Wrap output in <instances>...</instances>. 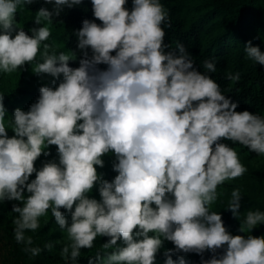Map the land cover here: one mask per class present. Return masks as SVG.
I'll return each mask as SVG.
<instances>
[{
	"label": "clouds",
	"instance_id": "obj_1",
	"mask_svg": "<svg viewBox=\"0 0 264 264\" xmlns=\"http://www.w3.org/2000/svg\"><path fill=\"white\" fill-rule=\"evenodd\" d=\"M32 2L0 0V73L35 62V73L53 78L27 110L17 107L11 116L0 92V203L13 202L23 250L35 257L54 247L35 245L27 234L50 210L66 233L60 255L67 264H80L82 249L97 237L108 239L88 264H155L165 241L174 247L164 264H188L181 253L189 252L201 254L200 264H264V235L252 234L264 211L247 212L243 235L211 207L218 186L247 170L223 140L264 155V115L237 110L211 75L214 60L201 71L183 43L165 41L171 24L161 0H132L131 7L128 0H91L96 19L73 30L79 56L55 51L44 21L82 0H49L51 9L36 12L39 26L26 31L16 16ZM244 51L264 65L259 45L249 40ZM75 59L79 65H70ZM51 145L57 157L37 167ZM106 153L115 156L111 180L97 168ZM94 187L99 199L90 195ZM241 206L237 187L226 208L239 217Z\"/></svg>",
	"mask_w": 264,
	"mask_h": 264
},
{
	"label": "trees",
	"instance_id": "obj_2",
	"mask_svg": "<svg viewBox=\"0 0 264 264\" xmlns=\"http://www.w3.org/2000/svg\"><path fill=\"white\" fill-rule=\"evenodd\" d=\"M168 17L170 27H165V41L176 47L183 43L192 58L196 61L199 70L204 71L205 60L215 61V71L211 73L220 84L222 91L238 102V111L250 110L264 115V65L258 64L246 56L244 46L251 40L264 50V0H161ZM132 0H128L131 7ZM42 6L52 8L49 0H33L31 4L18 10L16 18L21 13H36ZM84 18L96 19L92 13L91 0H82V3L72 8H65L59 17L51 19V35L48 43L55 51L60 50L58 41L64 40L63 48L77 52V37L73 30L82 26ZM97 22L100 21L97 19ZM34 26L33 23L23 25L26 31ZM60 27L62 35L56 28ZM35 62L25 68H18L12 73H0V92L5 93L4 103L11 116L17 107L27 110L38 98L39 89L43 84H51L52 77L48 74H37L33 71ZM70 65L78 66V59L70 60ZM106 67V65H100ZM239 74L238 77L236 74ZM9 135H13L11 128ZM237 151L240 161L246 166V172L235 179L225 181L218 186V199L212 204V210L222 212V219L226 227L233 234L247 235L241 232V221L249 210L264 211V155L257 154L247 146L238 142L223 140ZM51 153L48 156L41 154L36 160L37 167L46 160L57 157L56 145L49 146ZM107 158L103 167L97 166L98 171L106 179L111 180L118 173L113 169L114 153H106ZM35 173H33V178ZM239 188L242 193V206L239 217L234 216L227 209L231 192ZM90 195L100 198L98 187H94ZM12 201L0 203V264H67L60 255L62 244L66 242V233H63L51 216V211L41 217L40 227L35 231H28L33 237L35 245L43 247L52 242L54 247L43 248L38 256H31L23 250L14 237V220L18 215L12 210ZM70 219V217H69ZM254 235H264V223L252 230ZM108 237H97L92 249L83 248L79 257L80 264H88L89 258L94 256ZM171 241H165L157 254L155 264H164L167 248H173ZM222 249H218L219 253ZM185 255L188 264H200L201 254L195 252L181 253ZM213 253L206 251L204 258H210ZM173 258H176L174 254Z\"/></svg>",
	"mask_w": 264,
	"mask_h": 264
},
{
	"label": "rangeland",
	"instance_id": "obj_3",
	"mask_svg": "<svg viewBox=\"0 0 264 264\" xmlns=\"http://www.w3.org/2000/svg\"><path fill=\"white\" fill-rule=\"evenodd\" d=\"M35 15H36V13H30V11L21 13V18L22 19L16 18L18 25L20 27H23V25H26L27 23H33L34 22V24H36ZM44 23H46L47 26H49V25H51V20H46V21H44ZM56 29H57L58 33L60 35H62V31H61L60 27H58ZM58 42H59L58 43V47L60 48V50H58V51H69V49L63 48V45H64V40L63 39H60ZM104 161L106 162L107 158H105ZM112 165H113V163H112Z\"/></svg>",
	"mask_w": 264,
	"mask_h": 264
}]
</instances>
